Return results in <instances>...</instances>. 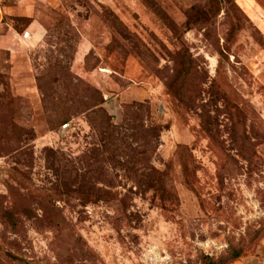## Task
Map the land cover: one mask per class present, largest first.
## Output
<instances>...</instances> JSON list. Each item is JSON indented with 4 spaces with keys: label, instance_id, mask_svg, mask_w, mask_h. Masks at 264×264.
<instances>
[{
    "label": "rangeland",
    "instance_id": "obj_1",
    "mask_svg": "<svg viewBox=\"0 0 264 264\" xmlns=\"http://www.w3.org/2000/svg\"><path fill=\"white\" fill-rule=\"evenodd\" d=\"M264 264V0H0V264Z\"/></svg>",
    "mask_w": 264,
    "mask_h": 264
},
{
    "label": "trees",
    "instance_id": "obj_2",
    "mask_svg": "<svg viewBox=\"0 0 264 264\" xmlns=\"http://www.w3.org/2000/svg\"><path fill=\"white\" fill-rule=\"evenodd\" d=\"M208 264H217V263H214V262H209Z\"/></svg>",
    "mask_w": 264,
    "mask_h": 264
}]
</instances>
